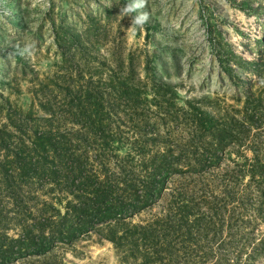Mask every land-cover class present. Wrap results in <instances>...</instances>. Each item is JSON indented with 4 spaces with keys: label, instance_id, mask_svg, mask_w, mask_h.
<instances>
[{
    "label": "rangeland",
    "instance_id": "1",
    "mask_svg": "<svg viewBox=\"0 0 264 264\" xmlns=\"http://www.w3.org/2000/svg\"><path fill=\"white\" fill-rule=\"evenodd\" d=\"M136 0H0V242L5 245L7 237L18 234L20 227L33 228L51 224L53 207L57 201L74 190L64 179L67 165L49 162L46 165L56 170L55 181L40 171L38 163L42 156L31 148L33 132L50 130L58 139L67 140V152L78 156L89 182L95 177L113 193L122 195L126 184L141 183L142 171L128 158L115 157L100 139L91 140L85 133L82 119L67 113L68 101L51 91L53 81H60L64 69H79L71 54H65L63 62L54 43V33L63 24L70 31H87L97 35L95 46L101 59L106 49L118 46L122 52L133 56L134 69L142 78V62L147 60V69L161 81L174 86L178 100H192L196 106L211 111H233L238 107L243 92L235 81L220 70L217 57H225L227 46L244 59L257 55L255 38L264 39V14H244L230 6L226 0H147L145 6L125 14L123 9ZM147 12L149 19L142 27L133 26L132 18ZM232 69L244 80L245 86L254 79L236 66ZM104 75H101V80ZM47 85V88H44ZM253 88L258 87L253 82ZM40 89H50L45 100ZM236 97L240 99L235 100ZM38 101L49 106L43 112ZM75 99L73 100L74 103ZM264 102V101H263ZM129 102L119 100L109 109L108 129L110 135L123 140L136 138L144 145L146 155L159 151L163 145L185 146L191 127L187 116L180 121L171 120L167 105L139 108L134 123L128 121ZM168 108V109H166ZM29 113H26V110ZM113 110V112H112ZM164 111L168 114L161 119ZM72 113V112H71ZM124 113L126 116H124ZM162 113V114H161ZM142 118V120H140ZM141 121V122H140ZM143 121L145 123H143ZM143 123V124H142ZM197 141H194L195 143ZM192 143V142H190ZM230 149V158L223 153L218 167L199 172L189 171L167 178L161 198L151 207L132 216L133 221L152 219L166 206L168 193L185 191V195L201 209L203 203L226 201V207L238 213L251 208L260 201L253 193L251 182L247 200L240 197L243 183L236 175L234 161H240ZM240 149V148H239ZM120 150L119 153H123ZM241 150H238V152ZM199 150L194 155L198 158ZM249 156V152H245ZM174 157V156H173ZM147 158V157H146ZM175 158V157H174ZM173 158V159H174ZM191 156H180L188 159ZM63 159V158H62ZM37 161V164H36ZM119 165V169L118 166ZM20 166L31 168L26 174ZM45 166V167H47ZM130 167L132 171L129 172ZM71 187V188H69ZM231 196L225 198L221 188ZM252 189V190H251ZM127 191V190H126ZM223 196V197H222ZM232 197V198H231ZM221 199V200H220ZM261 218L236 221L233 226H242L250 240L264 235V197ZM117 264V255L111 243L100 238L94 230L79 235L69 243L54 241L50 251L41 257L20 255L7 264Z\"/></svg>",
    "mask_w": 264,
    "mask_h": 264
},
{
    "label": "trees",
    "instance_id": "2",
    "mask_svg": "<svg viewBox=\"0 0 264 264\" xmlns=\"http://www.w3.org/2000/svg\"><path fill=\"white\" fill-rule=\"evenodd\" d=\"M226 1L244 14H264V0ZM54 36L62 62L65 60L63 56L70 53L79 69H64L60 79L62 83L53 81L52 93L67 99V113L82 119L86 126L84 134L88 138L94 141L99 138L115 157H129L135 161L134 164H139L134 168L142 171L141 183L132 181L131 185H124L121 190L125 192L119 195L97 177L89 182V175L83 172L78 156L68 154L67 140L56 138L48 129L33 132L30 143L32 150L42 156L38 163L40 171L55 181L56 170L46 165L47 154L49 162L67 164L64 179L74 190L69 191L63 202L57 201L60 207L52 208L54 219L48 227H43V223L30 229L20 227L16 236L7 237L5 245L0 242V264H7L21 254L45 256L54 241L69 243L90 230L111 243L117 255V264H264V235L250 240L242 231V226L233 230V224L244 220L243 216L263 217L264 39H254L257 55L252 59L240 57L229 46L227 57L224 54L217 57L220 70L239 85L243 95L241 101L236 102L240 105L233 107L232 112L220 110L212 113L189 99H183L182 104L177 105L178 95L174 86L156 79L155 74L147 69L146 57L142 62L143 77L140 78L134 69L131 53L122 52L116 45L106 49V54L97 59V35L90 36L83 30L70 31L67 26L59 24ZM232 66L248 75L249 80H254L245 86ZM101 75H104L102 80ZM254 81L258 83L256 88L252 86ZM44 86L47 88V85ZM40 92L46 101L49 100L50 89H40ZM123 99L130 104L127 120L132 123L134 116L139 114V108L144 105L156 109L162 104L167 105L173 109L171 120L178 122L181 117L187 116L191 127L188 143L173 147L163 145L159 151L146 155L144 145L136 138L126 141L111 136L108 129L109 109L113 103ZM38 106L43 112L50 110L40 101ZM164 112L161 119L168 114ZM26 113H29L28 109ZM229 148L241 150L232 152L240 157V161H234L239 182L246 178L240 194L243 200H247L251 192L248 187L253 180L255 182L253 193L260 201L250 213H246L245 207L240 213L233 211L221 199L218 205L206 201L201 209H196V203L185 195V191H180L168 193L165 208L152 219L132 220L133 215L151 207L161 198L169 176L218 167L225 152L227 159L233 161ZM122 149L123 153H119ZM196 150H199L198 158L194 157ZM245 152H249V156ZM182 155H190L191 158L181 160ZM29 169L20 166L24 174ZM133 169L130 167L129 172ZM220 191L225 198L231 196L225 187Z\"/></svg>",
    "mask_w": 264,
    "mask_h": 264
},
{
    "label": "clouds",
    "instance_id": "3",
    "mask_svg": "<svg viewBox=\"0 0 264 264\" xmlns=\"http://www.w3.org/2000/svg\"><path fill=\"white\" fill-rule=\"evenodd\" d=\"M146 3H147V0H136L135 3L127 5L123 9V12L125 14L132 13V12L136 11L137 9L143 8ZM148 19H149L148 13L147 12H141L140 14H138L132 18V25L142 27L145 23H147Z\"/></svg>",
    "mask_w": 264,
    "mask_h": 264
}]
</instances>
